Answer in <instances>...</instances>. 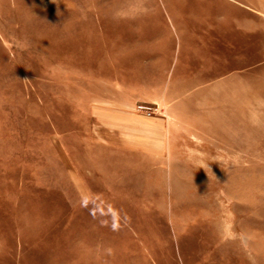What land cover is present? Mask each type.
Returning <instances> with one entry per match:
<instances>
[{"label":"rangeland","instance_id":"obj_1","mask_svg":"<svg viewBox=\"0 0 264 264\" xmlns=\"http://www.w3.org/2000/svg\"><path fill=\"white\" fill-rule=\"evenodd\" d=\"M0 264H264V0H0Z\"/></svg>","mask_w":264,"mask_h":264},{"label":"built area","instance_id":"obj_2","mask_svg":"<svg viewBox=\"0 0 264 264\" xmlns=\"http://www.w3.org/2000/svg\"><path fill=\"white\" fill-rule=\"evenodd\" d=\"M141 108H142V109H146V108H148V107L142 106ZM148 109H149V108H148Z\"/></svg>","mask_w":264,"mask_h":264}]
</instances>
